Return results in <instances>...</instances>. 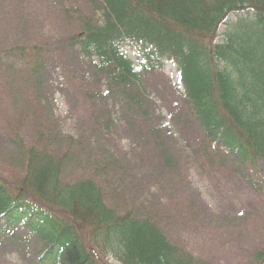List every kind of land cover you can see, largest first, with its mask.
I'll use <instances>...</instances> for the list:
<instances>
[{
    "label": "rangeland",
    "instance_id": "obj_1",
    "mask_svg": "<svg viewBox=\"0 0 264 264\" xmlns=\"http://www.w3.org/2000/svg\"><path fill=\"white\" fill-rule=\"evenodd\" d=\"M93 2L0 0V170L23 159L19 138L30 144L44 132L56 156L70 151L64 181L93 177L119 213L124 205L161 213L168 239L197 262L253 264L264 247V160L249 180L252 167L213 164L198 152L203 128L189 115L172 61L142 74L140 106L110 87L96 57L69 44L101 14ZM241 15L221 25L218 40ZM30 46L37 49L17 50ZM123 50L140 65L134 48ZM8 235L0 264H36L24 224Z\"/></svg>",
    "mask_w": 264,
    "mask_h": 264
},
{
    "label": "trees",
    "instance_id": "obj_2",
    "mask_svg": "<svg viewBox=\"0 0 264 264\" xmlns=\"http://www.w3.org/2000/svg\"><path fill=\"white\" fill-rule=\"evenodd\" d=\"M93 1L101 14L87 19L69 44L96 57L108 85L125 89L140 106L142 74L162 68L165 59L176 63L189 115L203 128L198 152L213 164L252 167L245 172L249 180L261 175L264 0ZM231 14L242 15L218 40ZM125 45L136 49L140 65L122 50ZM17 144L23 159L8 174L0 170V238L9 239L16 224H24L39 261L48 264H109L110 258L119 264H199L167 238L161 213L126 205L119 213L93 177L64 181L70 151L56 156L44 132ZM253 264H264V248Z\"/></svg>",
    "mask_w": 264,
    "mask_h": 264
}]
</instances>
